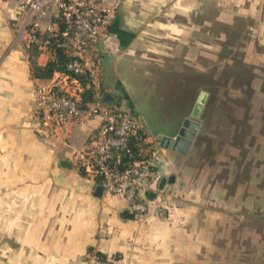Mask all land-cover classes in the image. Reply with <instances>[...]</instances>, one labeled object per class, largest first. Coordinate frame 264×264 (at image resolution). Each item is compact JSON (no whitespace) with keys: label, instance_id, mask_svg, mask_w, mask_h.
Listing matches in <instances>:
<instances>
[{"label":"crops","instance_id":"obj_1","mask_svg":"<svg viewBox=\"0 0 264 264\" xmlns=\"http://www.w3.org/2000/svg\"><path fill=\"white\" fill-rule=\"evenodd\" d=\"M96 1L113 9L96 60L104 99L141 117L142 151L156 148L166 166L161 179L174 180L152 191L156 196L150 192L148 212L136 219L127 212V200L107 193L99 178L82 168L76 154L100 119L66 126L49 119L36 104L39 86H57L77 99L85 88L64 72L50 78L35 74L34 67L44 69L53 57L35 45L26 48L32 27L40 33L59 28L57 14L37 17L21 0H0V264H84L93 249L112 264L219 258L221 232L243 216L239 177L231 169L221 179L197 176L191 154L196 140L189 154L181 155L156 139L177 134L188 115V43L200 31L188 21L199 14L193 12L199 0ZM204 1H215L224 11L236 4L241 12L246 4L245 16L264 30V0ZM155 99L164 104L160 113L166 103L180 100V116L177 128L167 125L152 136L141 103Z\"/></svg>","mask_w":264,"mask_h":264},{"label":"rangeland","instance_id":"obj_2","mask_svg":"<svg viewBox=\"0 0 264 264\" xmlns=\"http://www.w3.org/2000/svg\"><path fill=\"white\" fill-rule=\"evenodd\" d=\"M247 7L240 12L236 4H227L224 11L215 1L199 0L193 10L199 14L188 21L200 31L188 43L186 112L190 114L200 90L209 92L192 164L197 176L205 178L221 179L233 170L244 200L241 219L221 232L215 251L219 258L188 264H264V30L245 16ZM160 103H141L152 136L167 125L177 128L180 116V100L166 103L164 113ZM188 162L181 164L184 171ZM251 202H256L252 208Z\"/></svg>","mask_w":264,"mask_h":264},{"label":"built area","instance_id":"obj_3","mask_svg":"<svg viewBox=\"0 0 264 264\" xmlns=\"http://www.w3.org/2000/svg\"><path fill=\"white\" fill-rule=\"evenodd\" d=\"M33 16L57 14L64 27L40 33L32 27L26 48L36 45L58 61L60 52L68 56L65 68L75 74L85 73L92 89V100L82 105L79 99L64 94L55 86H39L36 104L59 126L86 124L96 118L100 123L88 145L76 154L78 162L96 177L107 193L128 201L127 212L143 217L149 209L150 192L158 189L165 169L156 148L144 153L134 150L133 135L144 130L141 117L122 106H110L104 99L96 64L98 44L107 28L113 9L96 0H21ZM36 25V23H34ZM113 259L93 249L84 264H112Z\"/></svg>","mask_w":264,"mask_h":264},{"label":"water","instance_id":"obj_4","mask_svg":"<svg viewBox=\"0 0 264 264\" xmlns=\"http://www.w3.org/2000/svg\"><path fill=\"white\" fill-rule=\"evenodd\" d=\"M208 92L201 90L189 116L185 117L180 129L175 135L158 134L157 140L160 145L167 149L172 150L181 155H188L196 135L200 128L201 114L204 109V104ZM64 165H70L68 161L63 163ZM174 176L170 178L163 177L159 183V190H163L168 181H173ZM152 196H156L157 192H152Z\"/></svg>","mask_w":264,"mask_h":264},{"label":"trees","instance_id":"obj_5","mask_svg":"<svg viewBox=\"0 0 264 264\" xmlns=\"http://www.w3.org/2000/svg\"><path fill=\"white\" fill-rule=\"evenodd\" d=\"M59 27H60V29H62L64 27V25L62 23H60ZM35 47H37V46L35 45ZM67 59H68V56L65 55L63 52H60L58 61H56V60L50 61L49 64L44 69H41V68H38V67H34V73L35 74H40L41 76L47 77V78L52 77L55 74V72H57V71L73 75L74 77H76L84 85L85 89H84V91H83V93L81 95V98L79 99L80 104L84 105L87 102H90L92 100V89L88 86L89 81H88L87 76H86L85 73L75 74L73 72H69L65 68L64 62ZM55 87H56V89H58L61 92H63L59 87H57V86H55ZM64 94H66V93H64ZM105 101H106V99H105ZM145 137H146V131L144 132L143 130H141L137 134L133 135L132 143H133V146H134V150H136V151L140 150V148L142 147V144H143V139ZM82 168H84V167H82Z\"/></svg>","mask_w":264,"mask_h":264},{"label":"flooded vegetation","instance_id":"obj_6","mask_svg":"<svg viewBox=\"0 0 264 264\" xmlns=\"http://www.w3.org/2000/svg\"><path fill=\"white\" fill-rule=\"evenodd\" d=\"M206 91V90H205ZM200 92H201V90H200ZM208 92V91H207ZM200 94V93H199ZM199 96V95H198ZM208 98H209V92H208V94H207V96H206V100H205V104H204V109H203V111H202V114H201V119H200V128H201V124H202V115H203V113H205L206 112V109H207V106H206V103H207V100H208ZM195 104V103H194ZM194 106V105H193ZM193 108V107H192ZM192 110V109H191ZM187 116H189V114L187 115ZM186 116V117H187ZM200 128H199V130H200ZM198 134V133H197ZM196 138H197V135H196ZM196 140V139H195Z\"/></svg>","mask_w":264,"mask_h":264}]
</instances>
